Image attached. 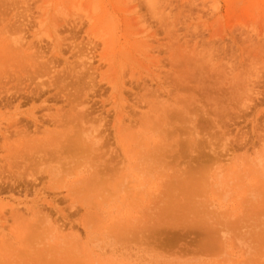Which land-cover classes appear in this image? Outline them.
<instances>
[{"label": "rangeland", "instance_id": "374dc122", "mask_svg": "<svg viewBox=\"0 0 264 264\" xmlns=\"http://www.w3.org/2000/svg\"><path fill=\"white\" fill-rule=\"evenodd\" d=\"M0 264H264V0H0Z\"/></svg>", "mask_w": 264, "mask_h": 264}]
</instances>
